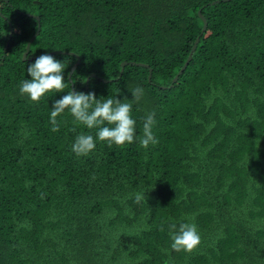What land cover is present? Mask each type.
<instances>
[{
	"label": "trees",
	"instance_id": "16d2710c",
	"mask_svg": "<svg viewBox=\"0 0 264 264\" xmlns=\"http://www.w3.org/2000/svg\"><path fill=\"white\" fill-rule=\"evenodd\" d=\"M28 13L25 56L78 61L70 88L132 103L136 137L154 113L155 145L71 152L95 129L50 130L64 93H18ZM188 218L200 244L174 251ZM0 264H264V0H0Z\"/></svg>",
	"mask_w": 264,
	"mask_h": 264
},
{
	"label": "clouds",
	"instance_id": "9594fccd",
	"mask_svg": "<svg viewBox=\"0 0 264 264\" xmlns=\"http://www.w3.org/2000/svg\"><path fill=\"white\" fill-rule=\"evenodd\" d=\"M3 2V0H2ZM26 57L25 73L27 78L20 81L18 93L33 102H38L48 93L64 94L59 99L52 100L49 108L48 121L50 130L59 129L57 117L67 110L75 122L86 129H95L94 135L81 132L77 134L70 145L71 152L76 156H86L93 151L97 142L103 141L108 145L123 146L138 139L141 147L155 145L158 140L154 135V113H148L142 123V136L136 137V121L132 117V103L123 102L117 96L97 97L93 92L73 91L70 81L73 76L65 72L67 64L48 51H42L34 60ZM66 76L68 77L66 79ZM85 79L81 82L83 83ZM68 89L67 91H64ZM144 95V89L136 86L131 90L132 100L139 101ZM53 96H49L51 98ZM145 191L134 194L139 202ZM194 218L171 221L168 225L170 248L174 251L189 252L200 244V234Z\"/></svg>",
	"mask_w": 264,
	"mask_h": 264
},
{
	"label": "water",
	"instance_id": "95a60500",
	"mask_svg": "<svg viewBox=\"0 0 264 264\" xmlns=\"http://www.w3.org/2000/svg\"><path fill=\"white\" fill-rule=\"evenodd\" d=\"M198 13H200V12L198 11ZM28 15H29V16H32V17H34V18L37 19V21H38V27H37L36 31L34 32V34L29 38V40H28V42H27V44H26V50H25L24 53L21 55V56H22V60H24V59L26 58L25 55H27V51H28V49H29V46H30L31 42L34 40V38L38 35L39 30H40L39 16H38V15H35V14H32V13H28ZM201 17L203 18V21H204V25H203V27H202V30H204V29H205V26H206V20H205V18H204L202 15H201ZM9 33H10V35H11V33H12V27H10ZM197 41H198V38L195 39V41H194V43H193V45H192L191 51H190V53H188L189 55H188V57H187V59H186L184 65L182 66V69L187 65L188 61L190 60V58H191V53H192L193 50L195 49ZM35 57H36V56H33V57H30L29 59H33V58H35ZM77 63H78V61L76 62V64H77ZM76 64L72 66V68H71L70 71H69V74H72L73 70L75 69ZM125 64H126V62H122V63H121L122 67H123ZM136 64H138V65H142V63H136ZM143 65L146 66V64H143ZM121 71H122V69H121ZM150 72H151V71H149L148 78H150V75H151ZM180 72H181V69L179 70L178 74H179ZM178 74L174 77V80L177 79ZM90 76H94V74L91 73V74L86 78V85H87V83H88V80H89V77H90ZM86 87H87V86H86ZM71 89H72L73 91H75L72 82H71Z\"/></svg>",
	"mask_w": 264,
	"mask_h": 264
}]
</instances>
